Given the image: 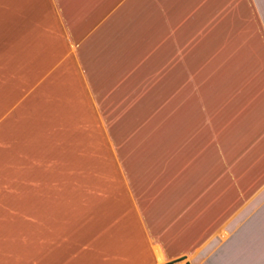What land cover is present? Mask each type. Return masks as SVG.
I'll use <instances>...</instances> for the list:
<instances>
[{"label":"crops","instance_id":"1","mask_svg":"<svg viewBox=\"0 0 264 264\" xmlns=\"http://www.w3.org/2000/svg\"><path fill=\"white\" fill-rule=\"evenodd\" d=\"M264 264V0H0V264Z\"/></svg>","mask_w":264,"mask_h":264},{"label":"built area","instance_id":"2","mask_svg":"<svg viewBox=\"0 0 264 264\" xmlns=\"http://www.w3.org/2000/svg\"><path fill=\"white\" fill-rule=\"evenodd\" d=\"M178 262H180V261L179 260H174V261L162 262L160 264H177Z\"/></svg>","mask_w":264,"mask_h":264},{"label":"bare ground","instance_id":"3","mask_svg":"<svg viewBox=\"0 0 264 264\" xmlns=\"http://www.w3.org/2000/svg\"><path fill=\"white\" fill-rule=\"evenodd\" d=\"M177 264H182V261L178 262Z\"/></svg>","mask_w":264,"mask_h":264}]
</instances>
